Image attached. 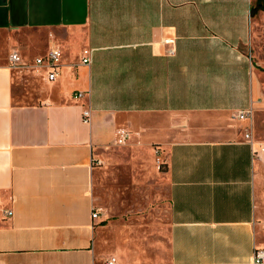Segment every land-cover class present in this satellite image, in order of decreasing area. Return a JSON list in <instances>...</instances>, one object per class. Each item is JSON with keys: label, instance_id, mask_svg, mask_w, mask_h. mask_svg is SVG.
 Segmentation results:
<instances>
[{"label": "crops", "instance_id": "crops-1", "mask_svg": "<svg viewBox=\"0 0 264 264\" xmlns=\"http://www.w3.org/2000/svg\"><path fill=\"white\" fill-rule=\"evenodd\" d=\"M250 6L0 0V264L117 259L103 248L94 181L120 167L147 204L166 187L171 264H253L264 248V60L244 49ZM54 45L50 81L33 63ZM13 52L32 68H11Z\"/></svg>", "mask_w": 264, "mask_h": 264}, {"label": "rangeland", "instance_id": "rangeland-1", "mask_svg": "<svg viewBox=\"0 0 264 264\" xmlns=\"http://www.w3.org/2000/svg\"><path fill=\"white\" fill-rule=\"evenodd\" d=\"M252 37L244 45L247 52L264 60V0H251ZM158 154L157 163L165 171ZM118 176L98 175L94 181L96 206L101 209L102 241L113 251L117 264H171L170 206L166 187L149 204L145 192H134L131 167H120ZM146 199V198H145ZM135 258L138 260L135 261Z\"/></svg>", "mask_w": 264, "mask_h": 264}, {"label": "built area", "instance_id": "built-area-1", "mask_svg": "<svg viewBox=\"0 0 264 264\" xmlns=\"http://www.w3.org/2000/svg\"><path fill=\"white\" fill-rule=\"evenodd\" d=\"M86 57L83 58L82 62L84 64H89L90 63V52L86 53ZM62 58V50L58 45H54L49 52L43 56L37 58L33 66L37 68H44L47 72V78L50 81H54L58 77V68L60 65V60ZM9 62H10V67L11 68H32V65L27 62H23L21 56L19 55L18 52H13L10 57H9ZM251 114L250 111H240L236 115L237 118L239 119H244L248 117ZM90 118V112L85 111L84 112V122H88ZM129 133L125 130H122L119 132L118 136V143H124L128 139ZM250 134H246V138L250 139ZM264 150V148H262ZM13 215V212L8 210L5 211V217L9 218ZM100 216V212L98 209L94 210L92 213V218L93 219H98ZM107 264H117V259L115 257L111 258L109 261H107ZM253 264H264V248H256L254 252V257H253Z\"/></svg>", "mask_w": 264, "mask_h": 264}]
</instances>
